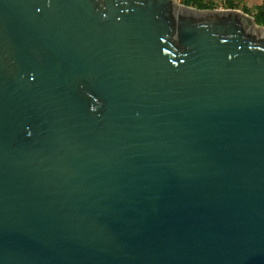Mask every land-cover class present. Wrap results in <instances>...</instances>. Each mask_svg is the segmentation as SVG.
<instances>
[{"label":"water","instance_id":"95a60500","mask_svg":"<svg viewBox=\"0 0 264 264\" xmlns=\"http://www.w3.org/2000/svg\"><path fill=\"white\" fill-rule=\"evenodd\" d=\"M0 264H264V25L0 0Z\"/></svg>","mask_w":264,"mask_h":264},{"label":"trees","instance_id":"16d2710c","mask_svg":"<svg viewBox=\"0 0 264 264\" xmlns=\"http://www.w3.org/2000/svg\"><path fill=\"white\" fill-rule=\"evenodd\" d=\"M181 4L191 6L197 9H212L213 4L204 0H178ZM225 8H237L236 2L233 0L224 1ZM241 11L250 14L256 25H264V1L255 5L250 11L246 6L240 7Z\"/></svg>","mask_w":264,"mask_h":264},{"label":"rangeland","instance_id":"374dc122","mask_svg":"<svg viewBox=\"0 0 264 264\" xmlns=\"http://www.w3.org/2000/svg\"><path fill=\"white\" fill-rule=\"evenodd\" d=\"M204 1L211 2L213 4V8H215V9H224L225 8V6H224L225 0H204ZM233 1L236 2V4H237V8H235V9L241 11L240 7L242 5H244L251 11L255 5L260 4L264 0H233ZM177 2H179V1L177 0ZM248 15H250V14H248Z\"/></svg>","mask_w":264,"mask_h":264}]
</instances>
